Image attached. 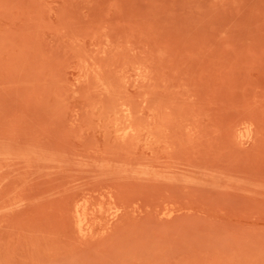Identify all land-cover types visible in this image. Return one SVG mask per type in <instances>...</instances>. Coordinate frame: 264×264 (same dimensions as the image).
<instances>
[{"label": "rangeland", "instance_id": "374dc122", "mask_svg": "<svg viewBox=\"0 0 264 264\" xmlns=\"http://www.w3.org/2000/svg\"><path fill=\"white\" fill-rule=\"evenodd\" d=\"M0 264H264V0H0Z\"/></svg>", "mask_w": 264, "mask_h": 264}]
</instances>
